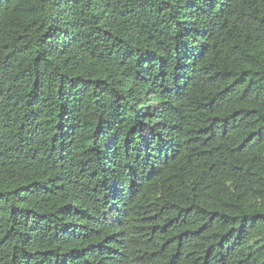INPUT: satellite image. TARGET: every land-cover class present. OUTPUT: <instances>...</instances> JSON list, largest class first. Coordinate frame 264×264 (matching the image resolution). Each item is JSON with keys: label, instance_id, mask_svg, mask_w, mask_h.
Masks as SVG:
<instances>
[{"label": "trees", "instance_id": "1", "mask_svg": "<svg viewBox=\"0 0 264 264\" xmlns=\"http://www.w3.org/2000/svg\"><path fill=\"white\" fill-rule=\"evenodd\" d=\"M0 264H264V0H0Z\"/></svg>", "mask_w": 264, "mask_h": 264}]
</instances>
